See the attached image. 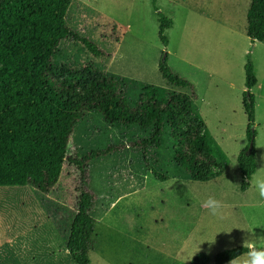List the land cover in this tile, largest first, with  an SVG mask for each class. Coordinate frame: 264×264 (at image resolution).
<instances>
[{"label":"rangeland","instance_id":"1","mask_svg":"<svg viewBox=\"0 0 264 264\" xmlns=\"http://www.w3.org/2000/svg\"><path fill=\"white\" fill-rule=\"evenodd\" d=\"M250 2L157 0L158 11L174 22L165 31V46L159 37L153 0L72 1L66 25L97 49L93 51L72 37L64 39L53 58L50 82L60 78L86 85L96 70L106 71L110 64L109 74L125 80L126 94L134 101L145 83L168 87L158 67L167 56L171 70L192 84L191 89L183 91L191 97L194 94V106L204 122L199 131L206 129L214 137L228 158V167L208 181L191 179L175 160L169 129L163 148L152 149L145 163L135 143L148 138L152 129L110 125L100 113L89 112L75 125L58 183L47 194L36 193V203L29 202L30 207L40 210L39 202L50 217L57 248L45 258L49 251L47 245L45 249L43 246L42 229L48 228L37 215L41 222L35 224L34 232L28 229L25 236L32 242L25 246L36 254L22 253L26 261L34 253L36 260L31 264H76L66 248L79 197L76 162L92 151L110 147L117 150L86 163L87 188L95 198L92 264H190L199 252L213 258L220 251L244 245L252 235L256 237L248 242L264 248V201L254 187L256 180L264 179V41L253 44L246 34ZM251 47L258 80L252 89L256 115L251 126L256 132L257 170L251 188L243 192L237 159L250 144L243 99L244 66ZM89 69L94 71L88 74ZM192 77L197 78V86L189 80ZM153 168L169 179L158 180ZM215 171L212 167L209 174ZM25 188L34 191L31 186ZM208 197L247 207L238 212L222 208L224 219L220 220L201 206ZM5 202L0 200V264H20L16 247L9 241L18 235L21 202L10 208ZM249 226L253 233L247 230ZM246 259L244 255L226 264H244Z\"/></svg>","mask_w":264,"mask_h":264},{"label":"trees","instance_id":"2","mask_svg":"<svg viewBox=\"0 0 264 264\" xmlns=\"http://www.w3.org/2000/svg\"><path fill=\"white\" fill-rule=\"evenodd\" d=\"M73 0H0V185H29L39 194L49 193L58 183L68 154V143L75 125L89 112L100 113L110 125L152 129L148 138L135 143L148 163L150 151L160 150L169 129L174 157L183 172L193 180L208 181L223 174L228 158L214 137L205 129L194 106L193 96L183 91L192 84L176 75L166 59L159 70L168 87L143 84L142 93L129 100L120 76L94 68L95 76L86 85L56 79L53 58L61 42L72 37L89 49L96 46L66 25L65 17ZM159 37L167 46L165 31L174 22L156 7ZM246 34L254 44L264 41V0H251L247 11ZM243 106L249 121L248 139L253 142L238 155L241 190L251 186L257 170L255 95L257 84L252 47L247 53ZM91 74L93 71L90 70ZM114 148L92 151L76 162L80 173L79 197L66 237V248L76 264H92L96 220L92 215L94 195L87 188L86 163ZM217 169L209 174V169ZM160 181L169 179L156 169ZM246 246L217 253H197L190 264H226L245 254Z\"/></svg>","mask_w":264,"mask_h":264},{"label":"crops","instance_id":"3","mask_svg":"<svg viewBox=\"0 0 264 264\" xmlns=\"http://www.w3.org/2000/svg\"><path fill=\"white\" fill-rule=\"evenodd\" d=\"M112 59L113 58L110 59V63H111ZM156 64H158V62ZM110 71H112V69L110 67V64H108V67H107L106 71H102V72L110 73ZM189 80L192 81V83L195 86H197L198 80H197L196 77H192ZM195 89L198 91V89L196 87H195ZM198 113L200 115V112H198ZM256 159H257V154H256ZM16 185H19V184H15V185H11V184L10 185H0V200L6 201L8 204L6 202L5 203H6V205L9 206V208L14 206V205H16V204H18L19 202H21L22 209H21V212H19V214H18L19 217H21V218H20L19 223H18L19 224V229L17 230V233H16L18 235H17V237L11 239L9 242H10V244L13 245V247H16L15 251H16V253L18 255V260L17 261L20 264H28V263L31 264V262H34L36 260V255H35L36 253L34 251H32V249L27 248V247H29L28 243L29 244L32 243L31 241L29 242V241L25 240V236H26L27 230L31 229V232L35 231V228H34L35 224H37L38 222L39 223L41 222L39 220V218L37 217V215H40L42 217V219L44 220L45 225L48 228V229H45V228L42 229V231L45 232L43 246H44V249H45L46 245H47V248H48V251H49V253H47L46 256H45V258H46L52 253L53 249L57 248L56 241L54 240L55 238H54V234H53V225L54 224L52 223L50 217L47 216V214L44 211L43 206L39 202H38V204H39L40 210L36 209L34 206L30 207V205H29L30 199H31V201H33L32 203H36L37 202L36 201V199H37V197H36L37 191L35 189L33 191V190H30V188H25L27 185H19V186H16ZM251 186H252V183H251ZM251 186H250V188H251ZM249 189H247V190H249ZM243 192H245V191H243ZM18 194H19V196H18ZM20 194L22 196H20ZM221 203L223 205V208H227V210H231V211H235V212H238L240 210L241 211H245L246 210L245 207H247L245 205H240L238 203L231 204L228 200H222ZM28 205H29V207H27ZM253 206H255V205H253ZM234 208H236V209H234ZM254 208H256L255 210L257 211L258 207H254ZM248 211H250V210H248ZM1 216L3 217L5 215L3 213H1ZM238 216H239V214H238ZM29 222H31V224H29ZM232 224H233V222H232ZM46 232H48L47 235H46ZM37 240H39V239H37ZM255 247H257V246H255ZM26 252H34L35 253V254L33 253V254L30 255L29 261H26L25 257H23L21 255L22 253H26ZM245 255H247V254H245Z\"/></svg>","mask_w":264,"mask_h":264},{"label":"clouds","instance_id":"4","mask_svg":"<svg viewBox=\"0 0 264 264\" xmlns=\"http://www.w3.org/2000/svg\"><path fill=\"white\" fill-rule=\"evenodd\" d=\"M254 187L257 190L260 199L264 201V179L256 180ZM201 206L206 208L212 216L217 217L220 220L224 219V215L222 213L223 205L220 200L214 197H208L207 199L202 201ZM254 223H258V222H254ZM247 230L249 231V233L254 232L251 226H249ZM221 231L228 232L227 230H221ZM250 237H256V236L252 235V236H249V238ZM249 238H247L244 241V245H243L248 248L247 259L245 260L244 264H264V248L255 247L253 243L248 242ZM207 241H209L210 243L215 242L211 240H207Z\"/></svg>","mask_w":264,"mask_h":264},{"label":"water","instance_id":"5","mask_svg":"<svg viewBox=\"0 0 264 264\" xmlns=\"http://www.w3.org/2000/svg\"><path fill=\"white\" fill-rule=\"evenodd\" d=\"M253 130H254V128H253ZM253 146H254V144H253V142H251L250 143V147H249V152L253 149ZM258 248V247H257Z\"/></svg>","mask_w":264,"mask_h":264}]
</instances>
